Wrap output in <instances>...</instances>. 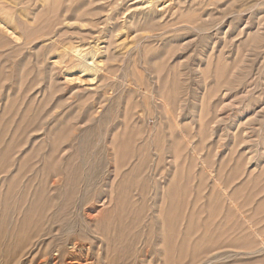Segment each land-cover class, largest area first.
<instances>
[{
    "label": "rangeland",
    "instance_id": "rangeland-1",
    "mask_svg": "<svg viewBox=\"0 0 264 264\" xmlns=\"http://www.w3.org/2000/svg\"><path fill=\"white\" fill-rule=\"evenodd\" d=\"M263 106L264 0H0L4 264H264Z\"/></svg>",
    "mask_w": 264,
    "mask_h": 264
},
{
    "label": "bare ground",
    "instance_id": "bare-ground-1",
    "mask_svg": "<svg viewBox=\"0 0 264 264\" xmlns=\"http://www.w3.org/2000/svg\"><path fill=\"white\" fill-rule=\"evenodd\" d=\"M53 9V8H52ZM77 51V50H76ZM76 51L74 52V53H76ZM79 51V50H78ZM81 51V50H80ZM87 51V50H86ZM81 52H83V51H81ZM88 52V51H87ZM78 53V56H80L81 55V53L80 52H77ZM77 53L75 54V55H77ZM89 53V52H88ZM87 54V53H86ZM81 60V59H80ZM83 63V62H82ZM245 89V88H244ZM261 104V103H260ZM264 107V106H263ZM7 178V177H6ZM5 180V182H6V179H4ZM54 183V182H53ZM7 187V186H6ZM8 189H11V188H8ZM24 189V188H23ZM4 190V189H3ZM22 190V189H21ZM20 190V191H21ZM9 191V190H8ZM12 191V190H11ZM19 191V192H20ZM6 192V191H5ZM4 192V193H5ZM9 193V192H8ZM8 193H6V194H8ZM22 193V192H21ZM1 194H2V192L0 191V197H1ZM20 194V193H19ZM19 194H18V196H19ZM7 196H9V195H7ZM21 196H22V194H21ZM24 196V195H23ZM4 197H5V195H4ZM11 197V195L9 196V198ZM12 198V197H11ZM17 198V197H16ZM23 198V197H22ZM24 199V198H23ZM5 200V199H4ZM11 200V199H10ZM12 200H14V199H12ZM18 200H20V199H18ZM20 201H24V200H20ZM18 202V201H17ZM14 203L13 205H12V207L13 208H18L19 209V207H16L17 205H18V203ZM1 199H0V205H1ZM4 203V202H3ZM10 203V202H9ZM20 203H22V202H19V204ZM4 204H6V203H4ZM11 204V203H10ZM21 205V204H20ZM34 205V204H33ZM101 205V204H100ZM5 206H7V204L5 205ZM10 206V205H9ZM26 206H28V205H26ZM30 207V206H29ZM31 207H33V206H31ZM90 207V206H89ZM94 207V206H93ZM34 208V207H33ZM5 209H3V211H4ZM21 210H23V209H21ZM18 211V210H17ZM16 211V212H17ZM23 211H25V210H23ZM23 211H22V213H23ZM94 210L93 209H89L88 210V218L89 217H91V214H92V212H93ZM0 212H2V211H0ZM7 212H8V210H7ZM19 213H20V211H18ZM4 213V212H3ZM34 213H35V211L32 209V208H28V210H27V213L22 217V215L20 214V216L22 217L20 220H17V219H15V221H14V219L13 218H10V216L9 217H7V218H5V220H0V240H3V241H7V242H1L0 243V251H3V254H2V257H4L3 258V260H1V255H0V264H4V260H6V259H8V257H9V253H8V250H10V249H13V248H15V246H17V241H18V239L20 238V237H22V235H25V233L27 234L28 233V231H30V228L31 227H33V223H32V220H33V217H34ZM86 213V212H85ZM9 214V213H8ZM17 214V213H16ZM84 214V213H83ZM85 215V214H84ZM93 215V214H92ZM5 217V216H4ZM0 218H2V217H0ZM19 218V217H18ZM4 219V218H3ZM17 222V223H16ZM67 229V228H66ZM34 231V230H33ZM35 231H36V229H35ZM63 231V230H62ZM65 231V230H64ZM37 232V231H36ZM39 232V231H38ZM35 233V232H34ZM33 233V234H34ZM36 234V233H35ZM39 234V233H38ZM37 235V234H36ZM70 241V240H69ZM74 242V241H73ZM72 242V243H73ZM76 242V241H75ZM69 243V242H68ZM67 243V244H68ZM77 244V243H76ZM69 245V244H68ZM81 245V244H80ZM70 246H71V242H70ZM77 246L74 244V246H73V248L75 249ZM72 248V247H71ZM68 249H70V248H68ZM70 251H72V249H70ZM83 251H84V249H83ZM67 252H69V251H67ZM74 252V251H73ZM13 253V252H12ZM17 253V252H16ZM72 253V252H71ZM11 254V253H10ZM85 255V254H84ZM73 256V255H72ZM84 259V258H83ZM86 260V259H85ZM88 260V259H87ZM24 262V261H23ZM88 263V262H87ZM72 264V263H71ZM74 264V263H73ZM75 264H79V263H75ZM81 264V263H80Z\"/></svg>",
    "mask_w": 264,
    "mask_h": 264
}]
</instances>
